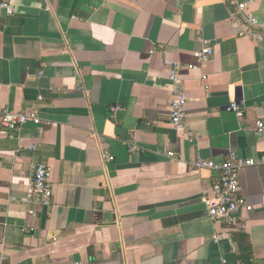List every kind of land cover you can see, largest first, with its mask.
Returning <instances> with one entry per match:
<instances>
[{
	"label": "crops",
	"instance_id": "obj_1",
	"mask_svg": "<svg viewBox=\"0 0 264 264\" xmlns=\"http://www.w3.org/2000/svg\"><path fill=\"white\" fill-rule=\"evenodd\" d=\"M10 1L0 112L46 124L0 128V264H264V165L241 173L253 211L219 243L202 200L217 172L192 165L264 157V41L238 37L223 0ZM250 10L263 19L264 0ZM173 64L193 142L171 124ZM36 163L52 168L49 207L26 201Z\"/></svg>",
	"mask_w": 264,
	"mask_h": 264
},
{
	"label": "built area",
	"instance_id": "obj_2",
	"mask_svg": "<svg viewBox=\"0 0 264 264\" xmlns=\"http://www.w3.org/2000/svg\"><path fill=\"white\" fill-rule=\"evenodd\" d=\"M228 10V20L234 28L238 37L248 38L256 42L264 41V18L260 19L250 10L252 0H223ZM0 9L7 14H13L14 9L10 0H0ZM201 51L195 52L194 56L199 63L203 64L212 58L214 48L212 42L203 40ZM190 70H196L194 66ZM182 68L180 64H173L170 69L169 78L173 84V98L170 102V120L175 129H184L187 132L190 142L196 140L197 135L192 130L188 122L186 113L187 97L184 90V79L181 76ZM228 111L235 112L242 116L238 105L233 104ZM46 124L38 110L30 112H13L3 110L0 112V128L7 129L13 133H20L21 128L30 123ZM257 128L260 133L264 131V122L258 121ZM14 134H11L13 137ZM19 135L18 140H20ZM130 150L136 151L137 144L134 136L129 141ZM30 151L35 150V146L28 148ZM171 159H176L173 152L167 154ZM107 162L114 160L110 155L105 156ZM193 167L199 169H209L217 172V176L211 189L203 193V202L208 210V216L216 224L224 226L221 232L214 234L215 243L230 241L231 232L236 229L238 217L241 211H253V207L248 205L241 195L240 175L242 172L263 166L264 157L260 159L243 157L235 151H230L226 160L217 163L213 160H204L197 158L192 162ZM54 196V183L52 179V168L43 163L31 165V179L28 188L26 201L49 207L52 204Z\"/></svg>",
	"mask_w": 264,
	"mask_h": 264
}]
</instances>
